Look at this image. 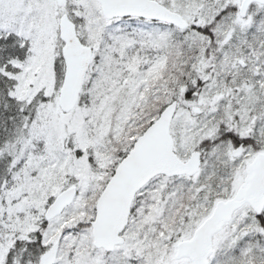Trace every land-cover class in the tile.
Segmentation results:
<instances>
[{
    "label": "snow or ice",
    "instance_id": "6c2138e0",
    "mask_svg": "<svg viewBox=\"0 0 264 264\" xmlns=\"http://www.w3.org/2000/svg\"><path fill=\"white\" fill-rule=\"evenodd\" d=\"M0 264H264V0H0Z\"/></svg>",
    "mask_w": 264,
    "mask_h": 264
}]
</instances>
